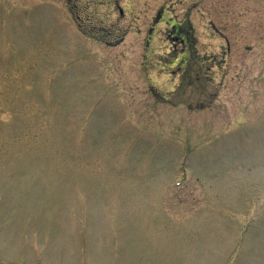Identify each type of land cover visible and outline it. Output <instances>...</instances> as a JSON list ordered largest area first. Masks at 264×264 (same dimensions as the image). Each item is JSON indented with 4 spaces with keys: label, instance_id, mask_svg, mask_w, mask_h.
I'll return each instance as SVG.
<instances>
[{
    "label": "rangeland",
    "instance_id": "374dc122",
    "mask_svg": "<svg viewBox=\"0 0 264 264\" xmlns=\"http://www.w3.org/2000/svg\"><path fill=\"white\" fill-rule=\"evenodd\" d=\"M0 264H264V0H0Z\"/></svg>",
    "mask_w": 264,
    "mask_h": 264
}]
</instances>
